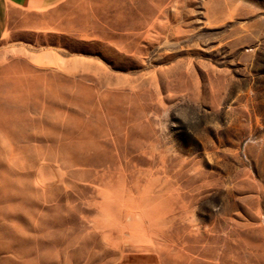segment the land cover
Here are the masks:
<instances>
[{"label":"rangeland","instance_id":"obj_1","mask_svg":"<svg viewBox=\"0 0 264 264\" xmlns=\"http://www.w3.org/2000/svg\"><path fill=\"white\" fill-rule=\"evenodd\" d=\"M0 79V264H264V0L19 10Z\"/></svg>","mask_w":264,"mask_h":264},{"label":"crops","instance_id":"obj_2","mask_svg":"<svg viewBox=\"0 0 264 264\" xmlns=\"http://www.w3.org/2000/svg\"><path fill=\"white\" fill-rule=\"evenodd\" d=\"M61 0H0V42L8 26L14 21L19 10L44 9L57 5Z\"/></svg>","mask_w":264,"mask_h":264},{"label":"bare ground","instance_id":"obj_3","mask_svg":"<svg viewBox=\"0 0 264 264\" xmlns=\"http://www.w3.org/2000/svg\"><path fill=\"white\" fill-rule=\"evenodd\" d=\"M46 54V53H45ZM48 55V54H47ZM44 64V63H43ZM2 82H3V79H0V91L3 89L2 87H1V84H2ZM8 85H9V87H12V86H10L11 85V83H8ZM6 92H9V91H6ZM8 98H9V95L8 94H3L2 96H1V98H0V103H5V102H7V100H8ZM38 187H39V185H38Z\"/></svg>","mask_w":264,"mask_h":264}]
</instances>
